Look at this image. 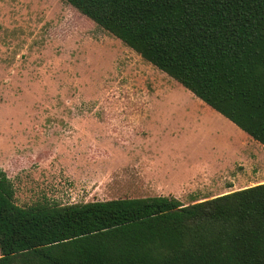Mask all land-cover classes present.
I'll return each mask as SVG.
<instances>
[{"label": "trees", "instance_id": "obj_1", "mask_svg": "<svg viewBox=\"0 0 264 264\" xmlns=\"http://www.w3.org/2000/svg\"><path fill=\"white\" fill-rule=\"evenodd\" d=\"M63 1L264 148V0ZM0 264H264V183L22 208L0 173Z\"/></svg>", "mask_w": 264, "mask_h": 264}, {"label": "rangeland", "instance_id": "obj_2", "mask_svg": "<svg viewBox=\"0 0 264 264\" xmlns=\"http://www.w3.org/2000/svg\"><path fill=\"white\" fill-rule=\"evenodd\" d=\"M225 119L63 0H0V173L19 207L130 195L93 151L104 137L95 122H145L143 152L176 171L174 182L186 180V162L232 160L212 192L264 182V148Z\"/></svg>", "mask_w": 264, "mask_h": 264}, {"label": "crops", "instance_id": "obj_3", "mask_svg": "<svg viewBox=\"0 0 264 264\" xmlns=\"http://www.w3.org/2000/svg\"><path fill=\"white\" fill-rule=\"evenodd\" d=\"M228 123L231 124L230 122ZM144 124L145 122H140L136 125L140 126V130L146 132L139 134L138 131L140 130L133 129L131 123L118 122L115 125L108 121L104 123L95 122V126L103 128L104 137H98V142L92 139L93 151H98L105 157L103 170L105 172L111 171L110 174L106 175L110 177L112 183L117 181L114 177V170L118 171L119 169L120 190L130 194L127 198L172 197L179 201L192 198L195 201H204L256 185L235 189L237 182H234L232 186L227 185L228 191L215 190V192H212L213 187L220 180L229 178V170L232 169L233 160L229 165L227 164L222 167H212L207 161L200 164L193 163L191 166L186 162L185 165L187 167L184 173L187 176L186 180L179 183L172 181V176L175 175L173 172H177L173 170L169 171L167 168H164V165H161V161H154L151 157H146L143 152L142 141L150 136L147 128L143 126ZM116 127L120 129L118 134L115 129ZM130 130H132L131 133H129ZM106 139L109 140L110 146L108 149H106L104 143L101 144V140L104 141ZM183 146L187 147L185 144ZM213 148H215L214 145ZM114 151L117 152V156L114 155L116 153ZM181 157L185 160L186 158L194 159L195 156L189 157L186 154H181ZM194 193L200 194L197 196L188 195Z\"/></svg>", "mask_w": 264, "mask_h": 264}]
</instances>
